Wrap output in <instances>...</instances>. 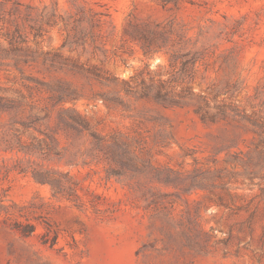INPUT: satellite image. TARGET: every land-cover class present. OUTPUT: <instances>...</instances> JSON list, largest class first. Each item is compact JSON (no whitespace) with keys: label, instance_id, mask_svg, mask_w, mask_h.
I'll return each mask as SVG.
<instances>
[{"label":"rangeland","instance_id":"obj_1","mask_svg":"<svg viewBox=\"0 0 264 264\" xmlns=\"http://www.w3.org/2000/svg\"><path fill=\"white\" fill-rule=\"evenodd\" d=\"M0 95V264H264V0H0Z\"/></svg>","mask_w":264,"mask_h":264},{"label":"trees","instance_id":"obj_2","mask_svg":"<svg viewBox=\"0 0 264 264\" xmlns=\"http://www.w3.org/2000/svg\"><path fill=\"white\" fill-rule=\"evenodd\" d=\"M52 100H54L55 102H60V93L53 94ZM14 106H15V100L14 99L0 95V108L11 109ZM71 119L73 120V125L81 126L83 128H89L88 122L78 112L71 114ZM92 134L96 138V145L99 146L101 143L100 137L94 132ZM112 154H114V155H112L113 157H116L114 150H113ZM34 174L39 181L50 184L55 189L56 193H60V176L56 175L57 174L56 171H54V170H43V171L38 170ZM32 231H33V229L28 228L24 232L29 233ZM28 233H25V234H28Z\"/></svg>","mask_w":264,"mask_h":264}]
</instances>
